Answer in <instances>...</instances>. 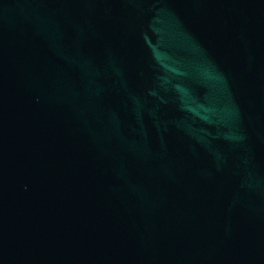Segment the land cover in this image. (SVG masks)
I'll use <instances>...</instances> for the list:
<instances>
[{
    "label": "water",
    "instance_id": "obj_1",
    "mask_svg": "<svg viewBox=\"0 0 264 264\" xmlns=\"http://www.w3.org/2000/svg\"><path fill=\"white\" fill-rule=\"evenodd\" d=\"M0 264H264V0H0Z\"/></svg>",
    "mask_w": 264,
    "mask_h": 264
}]
</instances>
